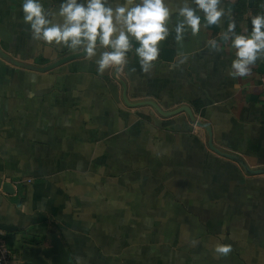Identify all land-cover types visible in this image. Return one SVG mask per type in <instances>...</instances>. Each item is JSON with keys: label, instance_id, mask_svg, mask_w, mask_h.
I'll return each mask as SVG.
<instances>
[{"label": "crops", "instance_id": "crops-1", "mask_svg": "<svg viewBox=\"0 0 264 264\" xmlns=\"http://www.w3.org/2000/svg\"><path fill=\"white\" fill-rule=\"evenodd\" d=\"M238 1L221 0L219 22L195 34L177 38L170 18L155 67L140 70L133 41L117 73L98 71L103 48L47 71L15 65L1 50L39 66L75 52L34 39L21 0H0V225L12 264L24 241L54 233L74 264H264V173L209 144L264 168V57L233 76L223 39ZM250 16L233 35L248 33ZM121 81L131 103L190 106L212 136L187 113L129 105Z\"/></svg>", "mask_w": 264, "mask_h": 264}, {"label": "clouds", "instance_id": "clouds-1", "mask_svg": "<svg viewBox=\"0 0 264 264\" xmlns=\"http://www.w3.org/2000/svg\"><path fill=\"white\" fill-rule=\"evenodd\" d=\"M221 0H179L172 7L166 0H59L45 7V0H21L23 22L29 25L34 39L47 45L63 46L73 52H83L87 57L97 56V69L114 68L117 73L128 65L129 53L134 48L140 70L149 73L159 55V42L169 32L167 21L175 17L174 29L179 38L188 26L195 34L201 27L215 25L224 15L219 7ZM57 17L62 22H56ZM251 31L235 34L234 24H229L223 39L231 41L236 59L232 62L233 76L245 77L249 65L264 57V16H255ZM99 42V43H97ZM212 47H218L215 40ZM135 72L136 68L129 69ZM227 251V248H221Z\"/></svg>", "mask_w": 264, "mask_h": 264}, {"label": "water", "instance_id": "water-1", "mask_svg": "<svg viewBox=\"0 0 264 264\" xmlns=\"http://www.w3.org/2000/svg\"><path fill=\"white\" fill-rule=\"evenodd\" d=\"M99 43V42H97ZM2 55L6 58H9L15 65L21 66V67H26L30 69H36V70H41V71H47V70H52L65 62L85 56L86 54L83 52H75V53H70L56 61H53L52 63H49L47 65L39 66L31 63H26L23 61H19L10 55L4 53L2 50ZM123 84V87L125 89L124 93V100L126 103L132 106H144V105H151L153 106L161 115L165 117H173L181 113H187L193 123L197 125L198 127L204 128L208 131L209 135L212 136V128L211 126L206 122L203 121L202 119L198 118L192 108L188 105H181L179 107H176L174 109L170 110H165L163 109L157 102L153 100H143V101H138L135 103H131L128 99L127 95V85L124 81H121ZM175 129H178V125H174ZM210 146L219 154L231 158L233 160L238 161L245 169L252 173V174H257V173H264V168L260 169H251L249 165L245 162L243 158H241L238 155H235L233 153H228V152H223L220 149L216 148L212 142V138L210 137L209 140ZM5 188H7L8 191L12 188L11 183H6ZM0 228L2 229H10L6 225H0ZM49 243H47L45 240H26L22 244L21 249L19 250L21 253L22 257V264H74V261L71 258L70 252L68 248L66 247L64 240L59 236L58 233H54L53 235L50 236L49 238Z\"/></svg>", "mask_w": 264, "mask_h": 264}, {"label": "trees", "instance_id": "trees-1", "mask_svg": "<svg viewBox=\"0 0 264 264\" xmlns=\"http://www.w3.org/2000/svg\"><path fill=\"white\" fill-rule=\"evenodd\" d=\"M250 4L248 0H239L232 5L234 11V22L236 27H239L240 23L244 21V15L251 12V16L246 19L247 31L250 32L252 28V18L255 16H264V0H251Z\"/></svg>", "mask_w": 264, "mask_h": 264}, {"label": "built area", "instance_id": "built-area-1", "mask_svg": "<svg viewBox=\"0 0 264 264\" xmlns=\"http://www.w3.org/2000/svg\"><path fill=\"white\" fill-rule=\"evenodd\" d=\"M14 253L8 246L4 232L0 228V264H12Z\"/></svg>", "mask_w": 264, "mask_h": 264}]
</instances>
